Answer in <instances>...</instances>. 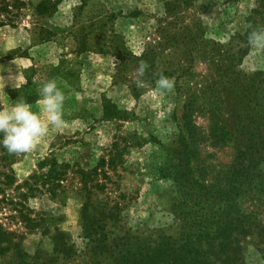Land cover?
<instances>
[{
	"label": "rangeland",
	"instance_id": "obj_1",
	"mask_svg": "<svg viewBox=\"0 0 264 264\" xmlns=\"http://www.w3.org/2000/svg\"><path fill=\"white\" fill-rule=\"evenodd\" d=\"M16 1L5 0L4 13L15 23L0 25V107L23 99L46 118L39 88L55 79L65 95L64 123L60 129L50 128L29 152L12 154L0 145L1 246L3 227L12 232L7 250L0 252V264H21L20 248L29 254L37 249L50 252L53 223L65 238L82 246L80 194L74 191L79 181L73 168L63 181L66 201L42 193L25 202L31 212L57 217L49 230L26 229L14 209L23 190L15 186L50 155L74 168L87 169L99 161L107 171L108 177L99 176L104 188L94 190L92 197L118 202L111 236L120 247L173 232L176 187L163 167L168 150L175 155L181 151L177 141L183 107L194 100L195 161L200 174L215 180L218 172L224 175L229 169L236 145L212 139L215 125L230 124L233 104L225 82L216 75L213 42L243 33L245 19L259 0H59L56 8H51L54 0H30L32 4L20 9ZM237 41L247 49L239 68L246 73L264 70V49ZM144 52L150 55V71L144 73V86L138 87L140 63L135 58ZM162 75L173 81L171 89L157 87ZM104 103L125 111V117H115L112 109L104 115ZM114 147L119 149L116 158ZM256 198L248 194L238 200L244 210L258 212L262 227L240 239L236 260L211 254L212 261L202 264H264V202ZM82 257L67 264H82Z\"/></svg>",
	"mask_w": 264,
	"mask_h": 264
},
{
	"label": "trees",
	"instance_id": "obj_2",
	"mask_svg": "<svg viewBox=\"0 0 264 264\" xmlns=\"http://www.w3.org/2000/svg\"><path fill=\"white\" fill-rule=\"evenodd\" d=\"M17 1L14 5L19 9L31 3L30 0ZM58 1L54 0L51 8H56ZM79 1L84 4L86 0ZM6 5L5 0H0V25L6 21L15 23L11 17L4 15L8 11ZM256 28H264V0H259L246 17L243 33H235L226 42H213L216 75L225 82L233 104L230 124L223 125L221 122L215 125L211 129L212 139L233 141L236 145L229 169L224 175L218 172L215 180L200 174L195 161L197 128L191 119L194 100L183 107V124L177 141L181 151L175 155L174 150H168L167 163L163 167L169 171L176 187L173 213L177 224L173 232L162 231L150 240L137 238L134 244L125 243L120 247L111 236V228L118 221V202L109 203L110 200H94L92 197L94 190L104 188L105 183L100 181L99 176L108 177L107 171L99 167L102 166L98 164L99 161L87 169L80 166L74 168L68 162H59L50 155L39 160L36 170L15 186L23 190L18 194L19 200L15 202L17 206L14 209L26 229L49 230L57 217L48 212H31L32 209L25 202L42 193L66 201L68 190L63 181L68 170L73 168L79 181L74 191L80 194L82 246H77L66 237L67 240L53 223L56 231L50 236L51 251L37 249L29 254L22 248L17 249L20 263L67 264L83 256L82 264H202L212 261L211 254L224 256L227 262L235 261L242 250L240 239L251 236L259 230V226L262 227L257 220L258 212L244 210L238 201L240 197L250 194L264 202V70L252 73L242 71L239 65L247 49L234 42L235 38L237 42H248V33ZM149 57V53L144 52L135 59L139 63H146ZM122 62L118 64L121 70ZM148 71L150 68L147 67L145 73ZM167 73L161 72L164 75ZM161 74H152V77ZM110 109L115 117H125V111L117 106L103 104L104 115L113 113ZM114 146H117L116 143ZM114 151L116 158L119 149L114 147ZM171 156H174L173 160ZM11 234L3 227L0 252L7 250ZM129 237L133 238L131 235Z\"/></svg>",
	"mask_w": 264,
	"mask_h": 264
},
{
	"label": "clouds",
	"instance_id": "obj_3",
	"mask_svg": "<svg viewBox=\"0 0 264 264\" xmlns=\"http://www.w3.org/2000/svg\"><path fill=\"white\" fill-rule=\"evenodd\" d=\"M250 46L264 49V28L252 29L248 33ZM146 63L141 62L137 72V86L143 87ZM160 90H169L173 81L166 76H161L157 82ZM42 118L33 110L32 105L23 99L15 103L0 107V145L7 152L25 153L31 151L38 141L45 137L50 128L60 129L63 126V106L65 95L55 79L42 83L39 88Z\"/></svg>",
	"mask_w": 264,
	"mask_h": 264
}]
</instances>
